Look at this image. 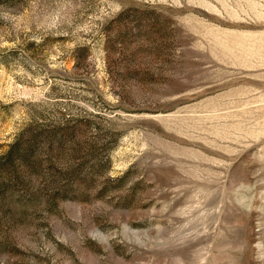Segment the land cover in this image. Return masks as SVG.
Wrapping results in <instances>:
<instances>
[{"label":"rangeland","instance_id":"rangeland-1","mask_svg":"<svg viewBox=\"0 0 264 264\" xmlns=\"http://www.w3.org/2000/svg\"><path fill=\"white\" fill-rule=\"evenodd\" d=\"M0 264H264V0H0Z\"/></svg>","mask_w":264,"mask_h":264}]
</instances>
